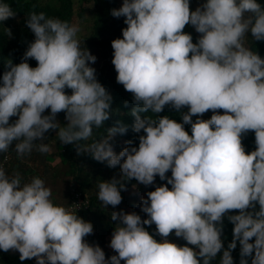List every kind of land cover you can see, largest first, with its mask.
Wrapping results in <instances>:
<instances>
[{"label":"clouds","instance_id":"1","mask_svg":"<svg viewBox=\"0 0 264 264\" xmlns=\"http://www.w3.org/2000/svg\"><path fill=\"white\" fill-rule=\"evenodd\" d=\"M111 14L127 25L122 38L111 41L112 64L117 82L133 95L131 128L143 131L138 146L129 140L114 151L109 141L127 131L123 124L92 139L93 129L109 119L112 101L90 66L96 57L81 49L76 24L33 10L25 22L34 40L0 76V152L11 147L18 159L33 150L48 153L45 134L56 130L61 143H77L110 168L119 165V179L97 185L105 208L122 202L125 181L148 186L159 176L167 184L141 198L147 218L111 213L116 255L106 258L99 245L85 240L93 225L77 215V207L55 203L39 176L24 181L19 171L8 174L0 165V250H18L21 261L35 258L37 264H211L218 254L219 264H234L238 241L240 264L248 256L251 264H264V58L247 43L249 33L264 40V6L205 0L190 10L189 0H123ZM14 16L0 0V21ZM186 25L200 34L196 43L183 31ZM169 104L178 113L187 106L182 122L156 115ZM209 110V119L199 118ZM60 112L64 125L56 119ZM11 117L17 119L10 123ZM249 130L256 147L246 153L241 138ZM225 216L233 225L227 248ZM152 224L159 241L144 227ZM173 232L187 243L169 241Z\"/></svg>","mask_w":264,"mask_h":264},{"label":"trees","instance_id":"2","mask_svg":"<svg viewBox=\"0 0 264 264\" xmlns=\"http://www.w3.org/2000/svg\"><path fill=\"white\" fill-rule=\"evenodd\" d=\"M6 2L15 11V16L0 21V76L6 70V62L10 60L13 64L19 63L29 43L34 40V33L25 22L30 11H43L49 17H58L76 24L80 29L77 34L81 41L80 47L82 50L88 49L96 57L95 63L89 62L90 66L96 70L97 80L112 97L109 119L103 122L101 128L93 129L92 139L99 140L106 135L108 128L123 124L127 126V131L124 134L117 133L109 141L114 151L118 153L122 148L127 147L129 140L138 146V136L142 135L143 131L135 133L131 128L134 121V117L130 114V109L133 107V95L117 82V73L112 64L113 48L111 41L122 38L121 30L127 25L124 23L123 16L114 17L111 10L121 7L123 0H6ZM257 2L264 6V0H257ZM189 4L190 10H195L191 5V0H189ZM183 31L191 34L193 43L197 42L200 34L195 31L193 26L186 25ZM248 36L247 43L249 46L264 58V40H252L250 33ZM27 62L32 67L37 65L35 59L32 58H29ZM64 91L71 94V89L65 88ZM184 112H187V106L178 113L169 104L164 107L161 113L156 115H168L171 119L182 122V113ZM217 112L223 114L222 109L217 110ZM212 114V110H209L199 118L209 119ZM15 119L17 117H11L9 122L12 123ZM56 119L61 125L67 123L64 112L58 113ZM196 119V116L192 117L193 121ZM184 128L191 135V125L185 124ZM45 135L44 143L50 147L48 153L33 150L24 159H18L14 149L10 147L8 152H0V165L5 168L8 174L14 170L19 171L24 181L30 180L33 176L42 178L46 186L51 188L52 199L55 203L70 209L77 207V215L92 223L93 233L86 236L85 240L89 244L99 245L106 258L116 255L110 247V240L116 223L112 220L111 213L123 210L136 212L142 219L147 218V214L140 207L141 198H147V192L154 190L160 184H167V182L162 181L159 176L155 178L154 184L148 186L140 184L134 179L125 181L126 190L121 192L122 202L115 208L111 205L106 208L102 207L97 199V185L100 180H109L113 177L119 179L121 176L119 165L110 168L106 162L95 160L89 152L78 150L77 143H61L56 136V130H49ZM241 139L246 153L255 149L254 131L249 130L246 135H242ZM83 143V141L79 142V144ZM166 175L170 177L171 172L169 171ZM167 186L171 188V185ZM144 227L156 240L162 239L156 232L155 224L144 225ZM232 228V223L225 216L222 233L225 248L232 240ZM171 242L177 245L187 243L182 237H177ZM189 246L191 247V245ZM219 255L211 264H219ZM231 255L234 264H240L241 256L238 241L237 247L231 252ZM19 257L18 250L13 249L7 252L0 250V264H37L35 258L21 261ZM245 259L247 264H251V256L245 257ZM121 264H124L123 260Z\"/></svg>","mask_w":264,"mask_h":264},{"label":"rangeland","instance_id":"3","mask_svg":"<svg viewBox=\"0 0 264 264\" xmlns=\"http://www.w3.org/2000/svg\"><path fill=\"white\" fill-rule=\"evenodd\" d=\"M205 2V0H191V5L196 8L197 6L203 4ZM16 20V19H15ZM24 27V26H22ZM177 237L175 236L174 232L169 236L167 237V239L169 241H172V240H175ZM108 244V243H107Z\"/></svg>","mask_w":264,"mask_h":264}]
</instances>
